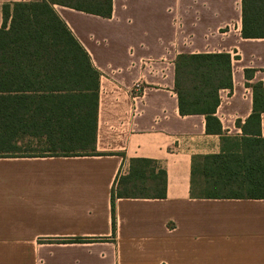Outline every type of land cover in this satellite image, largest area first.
I'll list each match as a JSON object with an SVG mask.
<instances>
[{
	"label": "crops",
	"instance_id": "obj_1",
	"mask_svg": "<svg viewBox=\"0 0 264 264\" xmlns=\"http://www.w3.org/2000/svg\"><path fill=\"white\" fill-rule=\"evenodd\" d=\"M32 1L0 0V27L3 5ZM52 8L98 73L94 155L0 158V264H264V198L190 196L192 158L264 139V113L259 136L242 131L264 39L240 37V0H111L109 18ZM181 54L230 57L219 135L178 113ZM131 159L165 172V197L116 199L112 235L110 190Z\"/></svg>",
	"mask_w": 264,
	"mask_h": 264
},
{
	"label": "trees",
	"instance_id": "obj_2",
	"mask_svg": "<svg viewBox=\"0 0 264 264\" xmlns=\"http://www.w3.org/2000/svg\"><path fill=\"white\" fill-rule=\"evenodd\" d=\"M111 0H34L2 6L0 27V158L94 155L98 73L54 12L61 5L101 18ZM240 37L264 39V0H240ZM252 110L242 131L259 136L264 87L248 84ZM228 54H181L174 60V92L181 116L201 115L206 134L219 135L218 92L231 89ZM43 138L51 156H19L16 139ZM228 143V142H227ZM219 155L192 158L190 196L264 198V139L242 138ZM165 172L148 159L129 160L110 190L111 233L116 199H163Z\"/></svg>",
	"mask_w": 264,
	"mask_h": 264
},
{
	"label": "rangeland",
	"instance_id": "obj_3",
	"mask_svg": "<svg viewBox=\"0 0 264 264\" xmlns=\"http://www.w3.org/2000/svg\"><path fill=\"white\" fill-rule=\"evenodd\" d=\"M17 155L19 156H51L52 152L48 151V147L43 138H33L23 136L16 139Z\"/></svg>",
	"mask_w": 264,
	"mask_h": 264
},
{
	"label": "built area",
	"instance_id": "obj_4",
	"mask_svg": "<svg viewBox=\"0 0 264 264\" xmlns=\"http://www.w3.org/2000/svg\"><path fill=\"white\" fill-rule=\"evenodd\" d=\"M134 88L137 90V89H138V86H137V85H135V86H134Z\"/></svg>",
	"mask_w": 264,
	"mask_h": 264
}]
</instances>
